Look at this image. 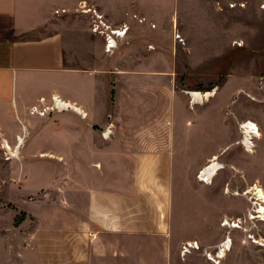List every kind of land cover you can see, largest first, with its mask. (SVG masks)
Listing matches in <instances>:
<instances>
[{"label": "crops", "instance_id": "obj_1", "mask_svg": "<svg viewBox=\"0 0 264 264\" xmlns=\"http://www.w3.org/2000/svg\"><path fill=\"white\" fill-rule=\"evenodd\" d=\"M261 2L0 0V253L23 264H214L180 249L217 246L222 175L199 176L232 138L233 103L227 85L193 104L187 92H207L203 61L234 42L228 4L264 26ZM82 6L128 27L111 55ZM52 97L71 109L31 114ZM261 114L241 123L263 129ZM17 138L5 161L2 145Z\"/></svg>", "mask_w": 264, "mask_h": 264}, {"label": "rangeland", "instance_id": "obj_2", "mask_svg": "<svg viewBox=\"0 0 264 264\" xmlns=\"http://www.w3.org/2000/svg\"><path fill=\"white\" fill-rule=\"evenodd\" d=\"M239 8L237 5L228 8L232 10L231 13H223L232 19L234 42L231 48L224 43L216 45L223 56L204 60L200 70L203 83L199 90L207 91L201 94L213 95L210 92L212 89L227 85L234 110L232 138L219 141V148L224 147L218 154L219 162L217 158L214 162L219 171L215 175H222L218 180V248L213 246V249L206 251L197 244V256L191 254L192 250L182 254L184 243L180 249L182 260L190 254L193 257L191 261L198 260V254L208 259L207 254H211L218 264H264V212L261 211L264 210V199H260L255 190H262L264 195V125L262 129L252 121H247L259 128L260 136L252 139L246 137V134L243 136L239 130L241 118L246 113L252 120L261 117L264 112V26L258 13L243 14ZM243 19L249 21L248 29L241 27L245 21ZM246 33L249 34L244 40L241 39L242 34ZM248 139L252 142V149L251 146L250 149L243 148V145L250 142ZM222 227L227 228L225 230ZM227 241H230L229 251L223 259L217 260L220 247ZM7 254L10 253H0L1 262L23 264L22 260L7 259ZM26 264H34L33 259L26 260Z\"/></svg>", "mask_w": 264, "mask_h": 264}, {"label": "built area", "instance_id": "obj_3", "mask_svg": "<svg viewBox=\"0 0 264 264\" xmlns=\"http://www.w3.org/2000/svg\"><path fill=\"white\" fill-rule=\"evenodd\" d=\"M237 5L240 8L244 7L243 3H238V4L230 3L228 4V8L232 9V8H235ZM260 7L264 9V0H262V4ZM80 10L83 14H86L89 16L91 32L103 39L104 51L107 55H111L117 49L118 42L123 41L125 39L127 31H128V27L123 25L119 28H114L110 26L109 24H107L103 15L99 14L96 10L89 9L84 6L80 7ZM174 38L179 44L184 45L183 39L181 38L179 33H175ZM210 92L215 93V89H212ZM187 93L190 98V102L193 104L197 101L193 99L194 96L199 95L201 92L193 91V92H187ZM51 100H52L51 106L32 107L31 114H37V115L43 116L48 112H52V111L61 112V111L71 109V106L61 101L58 97H52ZM239 130L241 131V134L244 136L247 131L253 132L254 129H252L248 125V122L246 121L244 123L239 124ZM252 134H255V133L253 132ZM21 143H22V138H17V145L14 148H10L6 144L2 145L3 158L5 161H8L9 159L15 158L17 156L18 147L20 146ZM250 146L252 149L251 141L248 142L246 145H243V148L250 149ZM198 249H199V246L197 245L196 242L185 243L182 246V254H188L191 250H198ZM207 258L208 260H210L211 262L215 264L214 257L211 256V254H207Z\"/></svg>", "mask_w": 264, "mask_h": 264}, {"label": "bare ground", "instance_id": "obj_4", "mask_svg": "<svg viewBox=\"0 0 264 264\" xmlns=\"http://www.w3.org/2000/svg\"><path fill=\"white\" fill-rule=\"evenodd\" d=\"M211 96V94H199V95H195L194 96V100H197V101H200V100H202V99H205V98H208V97H210ZM248 125L252 128V129H254L253 130V132L255 133V134H252L253 132H251V131H247L245 134H246V137H248L249 139H252V138H254V137H259L260 135H259V131H258V128H257V126L256 125H254L252 122H248ZM248 139V141H250ZM247 141V140H246ZM247 141V142H248ZM246 142V143H247ZM246 145V144H245ZM216 160H215V158L213 159V161L211 162V163H209V165L207 166V168H204L202 171H201V174H200V179L202 180V181H208V176H212V177H214L215 176V173L218 171V167H217V164H215L214 162H215ZM212 179V178H211ZM256 190V192H257V195L259 196V198L260 199H264V195H263V192H262V190H260V189H258V188H256L255 189ZM261 211H263L264 212V210L263 209H261ZM227 224V223H226ZM225 224V225H226ZM229 240V239H228ZM229 249H230V241H227V242H225L224 244H222V246L220 247V249H219V252H218V256H217V260L219 259V260H221V259H223L224 258V256H225V253L226 252H228L229 251ZM214 262H215V264H218V262H216L215 260H214Z\"/></svg>", "mask_w": 264, "mask_h": 264}]
</instances>
